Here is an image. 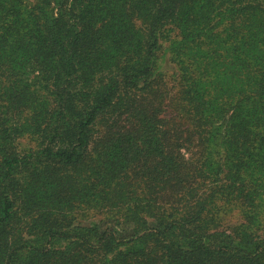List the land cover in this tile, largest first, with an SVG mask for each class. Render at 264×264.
I'll return each instance as SVG.
<instances>
[{
    "label": "trees",
    "instance_id": "trees-1",
    "mask_svg": "<svg viewBox=\"0 0 264 264\" xmlns=\"http://www.w3.org/2000/svg\"><path fill=\"white\" fill-rule=\"evenodd\" d=\"M0 264H264V0H0Z\"/></svg>",
    "mask_w": 264,
    "mask_h": 264
}]
</instances>
